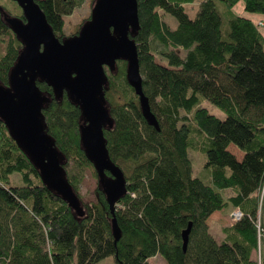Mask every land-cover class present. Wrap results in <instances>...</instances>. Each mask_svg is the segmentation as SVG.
I'll use <instances>...</instances> for the list:
<instances>
[{
	"label": "trees",
	"instance_id": "1",
	"mask_svg": "<svg viewBox=\"0 0 264 264\" xmlns=\"http://www.w3.org/2000/svg\"><path fill=\"white\" fill-rule=\"evenodd\" d=\"M4 1L6 14L21 13L16 2ZM83 2L39 0L60 40L78 35L90 20L65 34L67 17ZM198 3L191 19L186 9ZM241 7L264 16V0H138L140 28L131 38L160 131L143 116L127 80L128 63L117 61L114 71L105 67L113 123L104 135L127 181L115 211L118 242L98 173L82 145V110L68 93L57 98L38 82L47 98L46 131L64 156L83 216L45 186L0 119V264H99L110 256L118 264H151L156 257L166 264H264V34L260 22L238 13ZM168 16L177 20L175 29ZM2 17L0 11V84L8 85L24 45ZM205 102L226 119L211 114ZM232 145L244 154L241 159L229 151ZM190 152L205 155L206 179L193 177ZM89 170L98 182L93 202L80 191ZM236 210L242 218L224 227L218 241L208 220Z\"/></svg>",
	"mask_w": 264,
	"mask_h": 264
},
{
	"label": "water",
	"instance_id": "2",
	"mask_svg": "<svg viewBox=\"0 0 264 264\" xmlns=\"http://www.w3.org/2000/svg\"><path fill=\"white\" fill-rule=\"evenodd\" d=\"M12 1L23 10L27 22L9 16L0 6L2 18L24 45L10 71L9 84H0V119L39 171L45 186L76 215L83 216L82 202L66 176L64 156L46 131L43 108L47 98L38 82L52 88L57 98L68 93L82 110V145L98 173L118 242L121 231L115 211L117 203L127 194V181L120 167L111 160L104 135V130L113 123L105 98L108 85L105 67L114 71L117 61L128 63L127 80L139 97L143 116L160 131L143 91L138 47L131 38L140 28L138 0H96L90 20L78 35L63 40L55 35L39 0ZM191 230L192 224L183 233L184 251Z\"/></svg>",
	"mask_w": 264,
	"mask_h": 264
},
{
	"label": "rangeland",
	"instance_id": "3",
	"mask_svg": "<svg viewBox=\"0 0 264 264\" xmlns=\"http://www.w3.org/2000/svg\"><path fill=\"white\" fill-rule=\"evenodd\" d=\"M3 3H5L4 0H0ZM93 1L94 0H84L82 5L77 8L74 13L67 17L66 19V30L65 34L70 36L76 32L79 31V27L82 25V23L87 20L91 16L92 12V6H93ZM201 0H198L200 2ZM199 3L196 5V8L190 9L187 8V12L189 13L191 19H194L197 14V8H198ZM7 6L12 8V3H7ZM18 15H22L21 13H16ZM166 19L169 20L171 26L175 29L177 27V20L172 17L168 16ZM161 49V48H158ZM157 60H159L157 58ZM166 64V63H165ZM204 106L210 111L211 114L217 116L221 120H225L227 115L220 110L217 106L214 104H211L209 102H205ZM229 151L236 155L238 159H241L243 157V153L240 152L235 146H230ZM190 157L192 158L193 161V177H200L202 179H206L208 175V171L205 169V162H206V157L204 154H201L199 152H190ZM93 172L89 170L87 172V176L85 180L83 181L81 185V195L84 198V201L87 202H93L96 198L95 191L98 187V182L94 178ZM16 176V175H14ZM17 177V176H16ZM230 195V193L228 194ZM237 213L239 210H236ZM241 212V211H240ZM242 213V212H241ZM222 215V216H221ZM218 214L217 216L212 217L209 220V227L211 232L214 234V236L218 239V241H222L224 238L223 236V228L226 226H230L235 224L234 218L227 217L228 215L225 213ZM218 217V218H216ZM238 222V221H237ZM256 258V256L254 255ZM258 257L260 258V254L258 253ZM151 264H166L160 257H156L150 260ZM99 264H118L113 256L107 257L106 259L102 260Z\"/></svg>",
	"mask_w": 264,
	"mask_h": 264
},
{
	"label": "crops",
	"instance_id": "4",
	"mask_svg": "<svg viewBox=\"0 0 264 264\" xmlns=\"http://www.w3.org/2000/svg\"><path fill=\"white\" fill-rule=\"evenodd\" d=\"M239 14L243 15V16H246L248 18H250L251 20H253L254 22L256 23H259V22H262L264 24V16H261V15H252V14H246V13H243V8L241 7L238 11ZM260 30L262 31V33L264 34V26L263 27H260ZM244 156V154H243ZM221 215V213H220ZM222 216V215H221ZM218 218V217H216ZM211 219V218H210ZM209 219V220H210ZM208 220V222H209ZM209 224V223H208ZM212 231V230H211Z\"/></svg>",
	"mask_w": 264,
	"mask_h": 264
},
{
	"label": "built area",
	"instance_id": "5",
	"mask_svg": "<svg viewBox=\"0 0 264 264\" xmlns=\"http://www.w3.org/2000/svg\"><path fill=\"white\" fill-rule=\"evenodd\" d=\"M259 26L263 27L264 24H263L262 22H260V23H259ZM231 216L234 218V222H237V221H239V220L242 218L243 214H242L240 211H238V213H237V211H234V212L230 215V217H231Z\"/></svg>",
	"mask_w": 264,
	"mask_h": 264
},
{
	"label": "flooded vegetation",
	"instance_id": "6",
	"mask_svg": "<svg viewBox=\"0 0 264 264\" xmlns=\"http://www.w3.org/2000/svg\"><path fill=\"white\" fill-rule=\"evenodd\" d=\"M19 7H20V6H19ZM20 9H21V8H20ZM21 11H22V15L20 14V15H18V16L15 17V18H18V19L22 20L24 23H26L27 20L25 19L24 15H23V10L21 9Z\"/></svg>",
	"mask_w": 264,
	"mask_h": 264
}]
</instances>
